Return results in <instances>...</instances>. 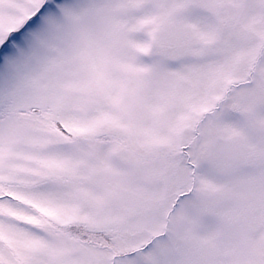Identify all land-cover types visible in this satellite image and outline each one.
Returning a JSON list of instances; mask_svg holds the SVG:
<instances>
[{"label":"snow or ice","instance_id":"snow-or-ice-1","mask_svg":"<svg viewBox=\"0 0 264 264\" xmlns=\"http://www.w3.org/2000/svg\"><path fill=\"white\" fill-rule=\"evenodd\" d=\"M0 264H264V0H0Z\"/></svg>","mask_w":264,"mask_h":264}]
</instances>
